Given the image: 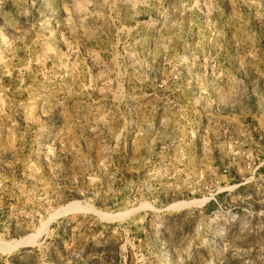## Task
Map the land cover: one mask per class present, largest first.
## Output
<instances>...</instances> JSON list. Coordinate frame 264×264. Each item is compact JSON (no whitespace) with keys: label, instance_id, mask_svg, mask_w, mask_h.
I'll use <instances>...</instances> for the list:
<instances>
[{"label":"rangeland","instance_id":"rangeland-1","mask_svg":"<svg viewBox=\"0 0 264 264\" xmlns=\"http://www.w3.org/2000/svg\"><path fill=\"white\" fill-rule=\"evenodd\" d=\"M0 264H264V0H0Z\"/></svg>","mask_w":264,"mask_h":264},{"label":"bare ground","instance_id":"bare-ground-1","mask_svg":"<svg viewBox=\"0 0 264 264\" xmlns=\"http://www.w3.org/2000/svg\"><path fill=\"white\" fill-rule=\"evenodd\" d=\"M187 204H189V203H188V202H186V203H182L180 206L187 205ZM22 243H25V240L22 241Z\"/></svg>","mask_w":264,"mask_h":264}]
</instances>
